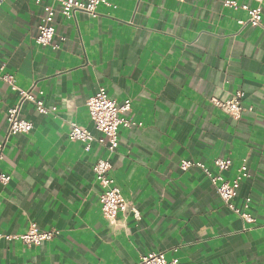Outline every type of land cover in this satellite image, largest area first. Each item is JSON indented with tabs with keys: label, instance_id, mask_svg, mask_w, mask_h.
<instances>
[{
	"label": "crops",
	"instance_id": "obj_1",
	"mask_svg": "<svg viewBox=\"0 0 264 264\" xmlns=\"http://www.w3.org/2000/svg\"><path fill=\"white\" fill-rule=\"evenodd\" d=\"M97 16H65L54 0H5L0 5V76L43 100L41 114L24 102L28 134L7 137V112L19 94L0 78V232L22 234L35 221L57 229L37 246L0 241V264H136L164 252L177 264H264V2L262 26H240L242 9L225 0H107ZM257 7L256 0H237ZM54 5L52 46L36 42ZM105 88L142 126L120 127L111 175L141 214L115 223L102 214L93 166L105 156L69 138L72 123L96 136L88 99ZM244 93L239 119L213 104ZM230 158L233 179L246 162L250 176L234 203L246 197L255 223L246 224L199 167L182 160Z\"/></svg>",
	"mask_w": 264,
	"mask_h": 264
},
{
	"label": "built area",
	"instance_id": "obj_2",
	"mask_svg": "<svg viewBox=\"0 0 264 264\" xmlns=\"http://www.w3.org/2000/svg\"><path fill=\"white\" fill-rule=\"evenodd\" d=\"M4 1L0 0V5ZM43 1L45 0H35V3L42 5ZM256 1L259 5L254 8L248 4H240L237 0H225L224 5L235 10L242 9L248 13L249 16L247 19L238 20L240 26L251 25L252 27H259L262 26V3L264 0ZM54 2L59 5V11L65 16H74L77 12L97 16V9L101 4L110 5L107 0H54ZM56 14L57 9L54 5H48L46 7V12L43 15V20L39 25V33L36 37V42L39 45L52 46L55 49L58 48L57 44H53L56 35ZM0 78L6 81L12 90L19 94L18 103L10 107L7 112L8 128L6 139L10 135L30 133L34 129V123L32 120L21 116L22 104L26 101L33 103L36 106V110L41 114H48L49 109L43 100L32 93V90L20 88L12 75L4 74ZM243 99L244 93L237 91L229 99L220 100L213 98L212 102L233 118L239 119L244 110ZM87 104L91 120L100 135L96 136L87 127L79 125L78 123H72L69 138L72 141L83 143L86 151L91 150L93 143L99 144L105 151L106 155L100 157L93 166L96 181L102 189L100 194L102 214L111 223L117 222L121 214L127 215L130 212L136 220H141L140 212L131 206L130 202L122 194L116 180L111 175L113 168L112 156L116 153L119 144L120 127L132 129L137 126H142L141 123H137L130 117L125 116L126 113L132 110V101L128 99L120 105L115 99L109 96L105 88H100L96 95L88 99ZM4 146L5 141L0 142V159L3 157ZM214 165L217 168V173L215 174L202 162L182 160L180 163V167L184 171L192 167L201 168L210 178L225 205L246 224L255 223L256 219L249 212V207L252 202L250 197H246L240 206L234 203L242 182L250 176L246 162L241 165L237 175L233 179H226L224 176V172L228 171L232 166L230 158H217L214 160ZM0 180L7 182L8 177L0 174ZM59 234V230H43L33 221L25 233L4 234L0 232V241L2 239L10 241L16 240L30 247L49 242ZM136 264H177V260H168L164 252H150L143 255L141 260Z\"/></svg>",
	"mask_w": 264,
	"mask_h": 264
}]
</instances>
